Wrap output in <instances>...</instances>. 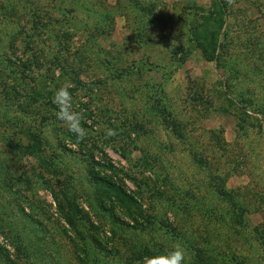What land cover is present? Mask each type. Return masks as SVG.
<instances>
[{
	"label": "rangeland",
	"instance_id": "1",
	"mask_svg": "<svg viewBox=\"0 0 264 264\" xmlns=\"http://www.w3.org/2000/svg\"><path fill=\"white\" fill-rule=\"evenodd\" d=\"M2 76L19 94L0 90V157L9 168L0 170V205L14 200L32 216L2 214L0 246L10 256L12 228L34 264H81L70 240L89 244L95 226L107 250L118 237L122 255L89 245L98 264H129L123 257L136 243L160 253L181 245L186 264H264V0H0ZM65 83L84 116L79 142L49 105ZM29 106L35 123L17 111ZM24 122L39 128L54 168L11 146L23 142ZM85 154L134 200L104 197L120 221L114 238ZM50 189L61 199L66 192L84 219L67 225Z\"/></svg>",
	"mask_w": 264,
	"mask_h": 264
},
{
	"label": "trees",
	"instance_id": "2",
	"mask_svg": "<svg viewBox=\"0 0 264 264\" xmlns=\"http://www.w3.org/2000/svg\"><path fill=\"white\" fill-rule=\"evenodd\" d=\"M64 51L65 49L62 48ZM214 50V49H213ZM64 55L62 54V52H57L54 54V62H56V64L58 66H62L61 65V61L64 59ZM211 60V59H210ZM24 63H21V65H23ZM30 65V63H29ZM29 65L28 68H29ZM72 75V81L74 82V84H79L80 86H82L83 84L81 83V81L78 79V77H76V73H74L71 70ZM9 77L8 76H2L0 77V90L2 94H7L10 95L12 97H17L16 95L19 94V92L17 91V89H15V85H10L9 82H7V79ZM14 86V88L12 87ZM26 99H29V101L31 103L35 102V97L29 96ZM50 108L56 109V107L52 106L51 104ZM27 107V105H26ZM26 107H18L17 111L19 114H26L24 116V118H27L26 121H28L29 119H33L34 118V123H35V114H38V110L37 108H35L34 106H29L28 108ZM44 117L42 115L39 116L38 119V123L42 122V119ZM37 122V121H36ZM37 123V124H38ZM11 124V123H10ZM24 125H20L19 126V132H21L22 135V139L23 142L20 143H14L11 146L16 148V149H20V153L23 156H30L34 159H37L40 163V165L43 168H54L56 165V160L55 157L52 155H46L44 152V148H43V144L41 143V137H40V130L39 128H36L34 126V128H32L29 124H27L26 122L23 123ZM58 145L62 148L65 147L64 143L61 141H58ZM84 155V154H82ZM86 159H88V183L91 185V188H93V193L95 194L94 200L97 202V204L99 205L100 208L104 209L105 211H107L110 219H111V225L109 227V229L107 230L108 233H110L111 236H113L116 234V231H114V226L117 223H120L119 219L116 217V215L111 211V209L109 210L107 207H105L104 205V197L108 196V197H113L114 199H118L120 202H128L131 204H134V200L132 198L131 195L125 193L124 190L121 189V187L114 182V180L112 179L111 175H109L108 173L104 172L103 170H95V167L98 165H101V163L98 160H95L93 158V156L91 154H85ZM4 162L5 159H1L0 157V170L4 169L3 171H6V168L4 166ZM104 167H106L108 170L112 169V165L109 163H105L103 165ZM60 174V172H59ZM63 177H67L66 174L62 175ZM71 178V176H69ZM46 183V182H45ZM66 186L69 187V183L67 181V183L65 184ZM220 193H223L222 190H220ZM50 194L55 202V206L57 207V209L59 210V212L61 213L64 222L67 225H72V218L73 216H79L78 218L80 220L84 219V214L85 213H81V208H78L77 206L75 207V205H73L72 201H68L69 200V196L66 194V192L61 193V197H63V199L67 200L66 205L68 206V208L70 209V214H68L66 211H64V201L62 202L63 199H61L60 197H58L59 195L57 194V192L53 191L52 189H50ZM223 195H228L227 193H223ZM229 196V195H228ZM91 203H86L87 207H90ZM138 206V205H137ZM23 207L20 205L19 202H15L14 200L10 203H6V205H0V227L1 225L4 223L6 225L7 222H5L2 218V214H10L13 215V212H17V211H21V214L23 216V219H31L32 216L30 214H26L24 212V210L22 209ZM138 208H140L138 206ZM14 210V211H13ZM15 212V213H16ZM91 224V223H90ZM113 224V225H112ZM4 225V226H5ZM163 227L165 225H162ZM119 228V227H117ZM63 229V227H62ZM8 231V238L10 239V244L9 246L12 247V249H14L16 256H10V252L5 249L3 246H0V264H34V260L31 259V253H30V249L27 248V244H24V240H21V235H19L17 233L16 230H13L12 228L7 229ZM64 232H66L65 229H63ZM118 232H120V230H118ZM117 232V233H118ZM80 233L83 235V232L80 231ZM97 229L95 226H91V228H87L86 230V237L89 239V244L85 241H83V243H81L82 245H78L77 242L70 240V244L72 246V249L75 251V256H78V260L81 264H98V261L95 257L92 256V251L91 248L89 247V245L92 247V250H97L99 252H104L105 254H109L112 251H114L116 253L117 248L114 246V242L116 241V239H118V237L114 238L112 240L113 245H111V249L113 248L114 250H112L111 252L109 250L106 249V247L100 243L101 238H99L98 235H96ZM80 234V236H81ZM13 238V239H12ZM81 238L84 240V236H81ZM133 246V252H129L131 245L128 246V253L130 254L129 257H123L124 260H128L127 262L129 264H133V260H138L141 259L142 256H151L153 254H156L157 252H159V249H153L152 247H148L145 246L143 244H134ZM113 253V252H112ZM119 255V258L122 259V255L120 253H116ZM129 258V259H128Z\"/></svg>",
	"mask_w": 264,
	"mask_h": 264
},
{
	"label": "clouds",
	"instance_id": "3",
	"mask_svg": "<svg viewBox=\"0 0 264 264\" xmlns=\"http://www.w3.org/2000/svg\"><path fill=\"white\" fill-rule=\"evenodd\" d=\"M52 102L56 106V119L67 128L76 140L82 141L86 139L88 133L82 126L84 120L83 113L76 110L73 103V94L69 90V84L65 83L57 89L52 98ZM107 136H114L116 132L114 129L108 128ZM187 251L181 246L177 245L167 252H157L145 258V264H186Z\"/></svg>",
	"mask_w": 264,
	"mask_h": 264
}]
</instances>
